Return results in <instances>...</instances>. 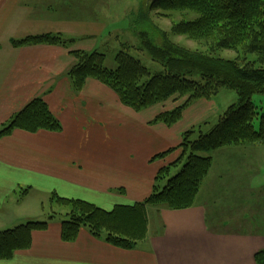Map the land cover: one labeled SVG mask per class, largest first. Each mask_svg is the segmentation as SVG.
<instances>
[{
  "label": "crops",
  "instance_id": "1",
  "mask_svg": "<svg viewBox=\"0 0 264 264\" xmlns=\"http://www.w3.org/2000/svg\"><path fill=\"white\" fill-rule=\"evenodd\" d=\"M98 14V0H0V129L35 98L61 125L56 132L14 129L0 137V231L33 218L36 207L28 204L33 193L41 196L42 206L56 194L109 211L143 201L159 169L178 170L171 164L182 153L183 131L207 117L185 115L170 126L154 123L158 112L171 108L135 111L94 79L75 91L66 75L74 64L69 48L11 44L27 35L61 33L76 39L73 48L90 50L91 44L80 41L96 36L93 28L103 17ZM217 175L210 174L204 184L214 179L212 187L219 184ZM26 188L23 199L19 194ZM209 195L184 209L146 206L147 235L132 249L113 246L86 228L75 240L63 241L60 221L54 219L47 229L32 231L28 248L0 264H255V253L264 247L258 216L247 213L243 229L214 228L216 208L203 200Z\"/></svg>",
  "mask_w": 264,
  "mask_h": 264
},
{
  "label": "trees",
  "instance_id": "2",
  "mask_svg": "<svg viewBox=\"0 0 264 264\" xmlns=\"http://www.w3.org/2000/svg\"><path fill=\"white\" fill-rule=\"evenodd\" d=\"M148 10L160 8L192 13L191 18L174 22L171 34H184L202 42L205 51L188 49L172 42L163 35V44L155 45L145 33V40L138 50H144L152 61L162 67L158 73L149 69L123 45L114 57L116 67L105 66V54L93 50L87 52L72 49L75 62L66 72L72 88L79 91L89 78L110 86L120 102L135 111H141L174 95H188L184 104L159 113L153 122L173 125L182 111L199 98L209 99L222 88L235 90L239 103L230 107L207 131L188 130L181 135L178 147L180 157L171 164L179 165L176 172L170 167L159 169L151 193L134 205H117L106 211L79 200L66 199L52 194L49 206L52 210L46 221L31 220L0 231V259H8L16 250L26 249L31 244V233L47 229L50 221L58 217L55 205L69 211L59 217L61 239L73 241L81 228L96 238L119 248L132 249L143 240L147 232L146 206L162 205L168 209H184L193 205L201 183L207 175L212 158L203 153L236 145L240 142H264V109L258 111L252 98L264 95V0H153ZM60 33H42L12 39L15 47L25 45H69ZM222 49H234L236 58L216 56ZM253 54L256 60H249ZM198 73L200 79H194ZM258 119L256 129L254 120ZM14 129L29 132L38 130L59 131L61 125L41 98H35L0 129V137ZM171 151V150H169ZM167 153V152H166ZM162 153L159 155H164ZM173 174V175H172ZM28 189H24V195ZM255 264H264V249L254 255Z\"/></svg>",
  "mask_w": 264,
  "mask_h": 264
},
{
  "label": "rangeland",
  "instance_id": "3",
  "mask_svg": "<svg viewBox=\"0 0 264 264\" xmlns=\"http://www.w3.org/2000/svg\"><path fill=\"white\" fill-rule=\"evenodd\" d=\"M147 4V0H98V5L102 11V14L98 15L99 17L103 16L104 18L101 17V21L98 18L100 25L99 27L93 28V31L98 30L95 37L80 41L81 43L92 45V49L85 51L91 52L97 50L104 53L105 66L114 69L116 67L114 60L116 53L124 49L123 45H127L130 47V53L138 58L149 69L150 73H158L163 70L161 65L152 61L146 51L136 49L141 47V44L145 40V38L143 39L141 37V33H145L147 35L145 37H148L158 46L163 44V35H167L172 42L182 47L191 50H206V47L202 42L192 39L184 34L170 33L171 26L174 22L185 18H191L193 16L192 13L179 10L161 11L160 8L148 10ZM127 7L128 11L126 10ZM136 7L139 8L132 12ZM123 15L124 18H122ZM122 26L123 28H120ZM63 36L67 39H74L73 43L64 45L63 47L69 48V54L73 57V61L75 62V58L70 53V50L76 49L73 48V45L76 44V39L65 35ZM215 55L224 59H233L236 58L237 53L234 49H222L217 51ZM247 58L249 60H256V56L253 54L247 55ZM193 78L199 80L200 75L194 73ZM104 85L112 89L110 86L106 84ZM112 91L114 90L112 89ZM187 97L188 95H174L167 100L155 103L148 108L169 107L171 108L169 110H172L184 104ZM252 100L257 108H259L258 111L264 109L263 94H255ZM238 103L239 99L235 90L222 87L209 99L199 98L193 100V102L182 111L181 117L174 124L181 122L185 115L186 118L189 117L190 120H193L199 119L205 114V116L207 115L205 119L200 120L197 124L192 125L183 131L186 132L188 130H193L196 134L199 131L205 132L216 124L219 117L223 115L225 111L232 106H237ZM190 107L192 109H188ZM169 110L160 111L155 116ZM254 124L257 129L258 119L254 120ZM203 155H209L212 158V164L207 173L208 175L205 176L206 178H204L201 183L195 199L196 197L198 199L199 196L203 197L205 192H210L209 197L203 200L206 201V204H211L212 207L216 208V211L213 212L215 213V222L217 224L212 223V226L215 225L214 228L217 227L220 228V230H237L246 228L249 219L248 217L246 218V215L247 213H250L252 214V217L258 216L257 222L254 221V223L256 222L258 231H264V142L244 141L236 145H227L205 152ZM212 173L218 174L216 176L218 177L217 180L220 179L219 184L215 183L213 187L212 184L215 179L210 181V183L208 181L207 184H204V181H207V178ZM226 175L229 177L225 178L224 176ZM234 175L235 178H233ZM206 186H209V188H205ZM19 197L24 199L25 195L19 194ZM40 199L41 196L37 193H33L29 197L28 204H31L32 206L35 205L36 210L35 213L32 212L30 214L33 218L27 220L46 221L48 219L52 210L47 200H45L43 206L37 203ZM155 207L164 206L155 205ZM54 210L59 213L58 217L54 218L58 220L59 217L63 218L64 214L69 211L67 207H61L59 205H55ZM145 213L147 218L150 213L148 212L147 214L146 208ZM227 217L228 219H226ZM263 249L264 247L259 250Z\"/></svg>",
  "mask_w": 264,
  "mask_h": 264
},
{
  "label": "water",
  "instance_id": "4",
  "mask_svg": "<svg viewBox=\"0 0 264 264\" xmlns=\"http://www.w3.org/2000/svg\"><path fill=\"white\" fill-rule=\"evenodd\" d=\"M147 1H148V3H149V2H151V1H153V0H147Z\"/></svg>",
  "mask_w": 264,
  "mask_h": 264
}]
</instances>
